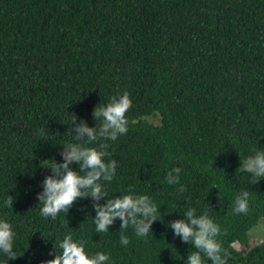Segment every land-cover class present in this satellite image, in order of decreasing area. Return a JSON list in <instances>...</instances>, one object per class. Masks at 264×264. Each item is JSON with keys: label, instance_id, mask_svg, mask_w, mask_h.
Wrapping results in <instances>:
<instances>
[{"label": "trees", "instance_id": "16d2710c", "mask_svg": "<svg viewBox=\"0 0 264 264\" xmlns=\"http://www.w3.org/2000/svg\"><path fill=\"white\" fill-rule=\"evenodd\" d=\"M125 91L127 133L86 146L107 143L105 162H117L113 180L101 181L109 197L131 188L159 209L148 236L124 230L127 246L119 219L96 232L91 197L55 219L37 198L46 167L63 163V144L74 141L72 121L96 127L95 107ZM257 149L264 0H0V220L12 226L17 257L0 252V264L55 259L66 235L89 256L108 255L106 264H184L196 249L168 225L189 208L219 226L227 264H264V241L250 243L264 222V178L237 171ZM176 167L180 182L170 185ZM245 190L248 212L234 214Z\"/></svg>", "mask_w": 264, "mask_h": 264}, {"label": "clouds", "instance_id": "9594fccd", "mask_svg": "<svg viewBox=\"0 0 264 264\" xmlns=\"http://www.w3.org/2000/svg\"><path fill=\"white\" fill-rule=\"evenodd\" d=\"M128 92L113 95L106 106L100 104L95 107L92 115L96 120V127H89L86 120L76 117L72 121V143L63 144L60 155L63 163L56 161L50 166L51 175L42 181L43 191L37 194L41 206V215L55 219L61 211L68 212L80 199L91 197L97 233H106L110 226L119 219L122 221L120 243L129 244V238L123 234L129 226L134 228L138 237H146L152 230V225L158 220L159 209L147 195H134L132 189L129 194H122L115 198L109 197L101 181L111 182L114 178L117 162H105L108 155L107 143H101L99 149L89 147L98 140L115 141L119 135L126 134V114L131 107ZM99 121V125H97ZM69 134V130L68 133ZM86 141V143H85ZM47 161V160H46ZM78 164V170L72 165ZM44 167V166H43ZM182 169L173 168L167 173L166 181L170 185L179 184ZM237 171L251 174L253 183L257 184L264 178V149L254 150V154L241 159ZM175 173V175H174ZM180 191H184L181 187ZM107 198V202L100 201ZM249 192L242 191L235 197L234 214H247ZM14 198L8 196L6 207L13 206ZM184 219L170 222L168 227L174 230V235L182 242L190 243L196 251H191L184 264H205L202 253L212 264H227L228 253L224 252L216 237L220 234L219 226L209 217L207 212L196 214V209L189 208L183 213ZM14 233L12 226L5 220H0V252L7 254L10 260L16 259L13 251ZM61 252L56 251L55 259L42 262V264H106L109 256L98 252L89 256L84 247V241L76 242L71 235H66L59 243Z\"/></svg>", "mask_w": 264, "mask_h": 264}, {"label": "rangeland", "instance_id": "374dc122", "mask_svg": "<svg viewBox=\"0 0 264 264\" xmlns=\"http://www.w3.org/2000/svg\"><path fill=\"white\" fill-rule=\"evenodd\" d=\"M264 241V222L252 229L250 234V243L257 244Z\"/></svg>", "mask_w": 264, "mask_h": 264}]
</instances>
